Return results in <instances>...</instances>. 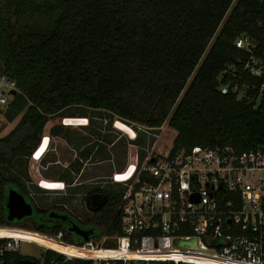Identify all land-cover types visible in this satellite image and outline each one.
<instances>
[{"label":"trees","instance_id":"obj_1","mask_svg":"<svg viewBox=\"0 0 264 264\" xmlns=\"http://www.w3.org/2000/svg\"><path fill=\"white\" fill-rule=\"evenodd\" d=\"M30 20L43 27H17ZM259 22H264V0L4 2L0 75L13 79L18 91L5 117L9 124L19 122L0 138V226L11 225L6 217L10 189L38 207L26 166L54 117L89 118L86 110H97L129 125L162 128L168 123L176 132L174 151L230 146L243 152L264 146V114L232 94H222L218 82L229 65L245 58L234 46L240 36L261 40L259 55L264 54ZM61 128L56 126L53 136ZM115 139L105 142L112 145ZM144 139L139 135L132 143L140 147ZM72 167L79 174L83 165ZM60 181L70 185L74 178L66 174ZM122 191L112 187L87 192L92 217L85 222L96 226L92 238L121 233ZM100 196L104 206L97 209L92 201ZM32 230L50 237L61 232L41 226ZM65 242L81 244L68 237ZM62 259L46 252L43 263L36 264ZM4 261L9 264L10 257Z\"/></svg>","mask_w":264,"mask_h":264},{"label":"built area","instance_id":"obj_2","mask_svg":"<svg viewBox=\"0 0 264 264\" xmlns=\"http://www.w3.org/2000/svg\"><path fill=\"white\" fill-rule=\"evenodd\" d=\"M264 31V22H259ZM261 40L240 36L234 46L245 53L218 77L222 94H232L264 114V54ZM17 91L16 82L0 75V131L9 126L5 117ZM136 137L128 144L127 166L108 177L109 185L122 191L121 222L118 235L90 238L69 245L62 233L55 237L25 229L16 224L0 226V264L43 263L46 252L63 257L52 264H264V146L237 152L230 146H194L159 156L153 143L144 150L138 136L156 138L155 131L129 125ZM126 135V134H125ZM47 140V142H46ZM46 143V144H45ZM48 153L51 139L42 136L31 160L44 146ZM154 160V161H153ZM39 188L66 191L64 182L41 180ZM22 234H33L50 243L80 250L66 254L35 242ZM12 235V236H11Z\"/></svg>","mask_w":264,"mask_h":264},{"label":"rangeland","instance_id":"obj_3","mask_svg":"<svg viewBox=\"0 0 264 264\" xmlns=\"http://www.w3.org/2000/svg\"><path fill=\"white\" fill-rule=\"evenodd\" d=\"M6 1L7 0H0V6ZM235 4L236 2L232 8H234ZM36 26L40 28L43 27L42 23L38 20L21 22L17 25V27L29 28H35ZM211 46H209L205 56L208 54ZM86 113L90 116L87 118L89 120L88 127L70 126L61 128L62 133H59L55 141L52 137L50 148L45 159L40 163H36L30 159L26 166V172L32 181L31 187L35 190L34 192H36L34 194V202L37 206L46 209L52 207L56 203L62 204L80 221H86L92 217L85 202L87 192L96 188L109 189L114 187L109 185L108 177L111 176L115 168L121 169L127 164L128 144H130V138L114 127V123L117 120L120 121V119L116 117L112 118V115L105 111L86 110ZM18 122L19 119L0 131V138L10 133ZM123 124L127 125L128 123L123 122ZM56 126H64L62 119L54 117L46 125L43 136H53L52 131ZM155 133L159 136L158 139L151 138L147 140L145 138V142L139 147V155L142 160H144V157L147 155L144 150L150 149V147L154 145L153 143L156 144L155 151L159 156L167 155L173 149L176 132L169 128L168 123H166L160 131H155ZM112 136H115L116 139L114 144L110 146L105 140H111ZM100 145L105 146L107 151H101L99 156L89 157L85 155L84 157L81 153L86 150H93L96 146ZM79 155L84 157L83 159L86 161L84 160L85 163H83L84 174L80 172L77 176V174H73V172H76L73 167H69L70 170L66 168L69 166L70 160ZM88 159L90 160L87 162ZM22 169L23 168H19L18 170ZM66 174L75 178L71 185L72 187H69L68 191L58 193L56 191L44 189L41 191L36 190L37 187L39 188L38 184L41 180L51 182L58 181L61 176ZM114 188L122 189L118 186ZM17 226L29 230L33 228L30 222L26 225Z\"/></svg>","mask_w":264,"mask_h":264},{"label":"flooded vegetation","instance_id":"obj_4","mask_svg":"<svg viewBox=\"0 0 264 264\" xmlns=\"http://www.w3.org/2000/svg\"><path fill=\"white\" fill-rule=\"evenodd\" d=\"M88 125H89V123H88ZM85 200H86V197H85ZM102 201H103V199L100 196L99 198L95 197L93 199L92 203H95L96 208L97 207L101 208L104 206V203ZM85 202H87V201H85ZM88 203H89V201H88ZM32 205L34 207V214L32 217L25 218L22 221L15 220L12 224L22 226V225H26L27 223L30 222V223H32L33 227L41 226V227H46L48 229L61 228L60 233L63 234L64 238L68 237L70 239L77 240L79 243H82L83 239L81 237H79L77 234H75L73 231H71V229H73L74 225H76L77 227H79L83 231L91 232V234L89 235L90 238H92V236L95 233L96 226L91 225L89 223H86L83 220L80 222V220L77 219L74 216V214L72 212H70L69 210H67L62 204H59V203L54 204L52 207L49 208L48 212H43L44 211L43 208L36 207V206H34V204H32ZM86 206H87V203H86ZM97 209H99V208H97ZM52 214H56L57 216L66 217V219L63 220V219H60L59 217H56V216L51 217ZM6 217L8 219V213H6Z\"/></svg>","mask_w":264,"mask_h":264},{"label":"water","instance_id":"obj_5","mask_svg":"<svg viewBox=\"0 0 264 264\" xmlns=\"http://www.w3.org/2000/svg\"><path fill=\"white\" fill-rule=\"evenodd\" d=\"M16 94V91L12 92L13 96H15ZM6 210L8 213V221L11 223H13L15 220L22 221L25 218L32 217L34 214V207L32 203H30L22 194H20L15 189H10L7 193ZM55 216L63 220L66 219V217L57 216L56 214H52L51 217ZM71 231L81 237L85 242L89 240V235L91 234V232L83 231L76 225L73 226V229H71Z\"/></svg>","mask_w":264,"mask_h":264},{"label":"bare ground","instance_id":"obj_6","mask_svg":"<svg viewBox=\"0 0 264 264\" xmlns=\"http://www.w3.org/2000/svg\"><path fill=\"white\" fill-rule=\"evenodd\" d=\"M89 121L87 120V118H83V117H76V118H65L63 121L64 126H88ZM114 127L118 130L123 132L124 134H126L130 139H133L136 137L135 132L129 128L126 124H123V122L121 121H116L114 123ZM47 142V140H46ZM46 144V143H45ZM45 144L44 146H42L39 151H38V155L41 157H43L44 151H45ZM1 236H10V233L8 232H0ZM12 236V235H11ZM24 240H29L32 242H35L37 244H41L44 246H47L48 248H52L54 250L60 251V252H65L66 254H71V255H75V254H80L81 251L80 250H75L73 248H69V247H64L61 246L59 244H55V243H50L47 240L39 237V236H35L33 234H22L21 235ZM218 264H225V263H218Z\"/></svg>","mask_w":264,"mask_h":264},{"label":"crops","instance_id":"obj_7","mask_svg":"<svg viewBox=\"0 0 264 264\" xmlns=\"http://www.w3.org/2000/svg\"><path fill=\"white\" fill-rule=\"evenodd\" d=\"M64 119H62V121H63ZM89 121V120H88ZM64 125V124H63ZM64 127H70V126H64ZM82 127H88V126H82ZM50 137V139H52V137L54 138V141L56 140V138L57 137H55V136H49ZM114 144V143H113ZM112 144V145H113ZM53 145V144H52ZM111 146V145H110ZM87 151H89L90 153H89V157H93V156H99V153L101 152V149H100V146H96L93 150L91 149V150H86V151H83V152H81L83 155H84V153L85 152H87ZM105 151H107V149H105ZM46 157V156H45ZM45 157H44V159H45ZM84 157H85V155H84ZM84 157H81L80 155L79 156H75L72 160H70V163L68 164L69 166H67V168L66 169H69V167H72L73 165H74V163H76V162H79L80 164H82L83 165V163H85L84 162V160L85 159H83ZM58 160V159H57ZM56 160V161H57ZM90 159H88L87 160V162L89 161ZM55 161V162H56ZM86 161V160H85ZM129 163V160L127 159V164ZM127 164L123 167V168H121V169H118V168H115L114 169V171L112 172V174L114 173V172H116V171H120V170H122V169H124L126 166H127ZM83 167H84V165H83ZM82 167V169H81V174H84V168ZM70 170V169H69ZM75 170V169H74ZM71 172H73V171H71ZM73 174H77L76 172L74 173L73 172ZM80 174V173H79ZM79 174H77V176L79 175ZM62 177V176H61ZM61 177H60V179H61ZM60 179L58 180V181H53V182H62V181H60ZM74 180H75V178H74ZM68 187H66L67 189H66V191H68V188L69 187H72L71 185L72 184H67L66 182H64ZM61 193H63V192H61ZM31 203V202H30Z\"/></svg>","mask_w":264,"mask_h":264}]
</instances>
